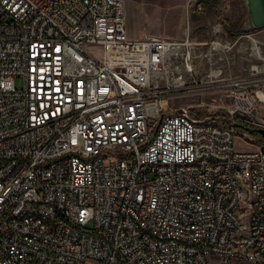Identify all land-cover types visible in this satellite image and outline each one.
Instances as JSON below:
<instances>
[{
    "label": "built area",
    "instance_id": "built-area-1",
    "mask_svg": "<svg viewBox=\"0 0 264 264\" xmlns=\"http://www.w3.org/2000/svg\"><path fill=\"white\" fill-rule=\"evenodd\" d=\"M196 49L129 39L124 0H0V264H264V141L162 103Z\"/></svg>",
    "mask_w": 264,
    "mask_h": 264
},
{
    "label": "rangeland",
    "instance_id": "rangeland-1",
    "mask_svg": "<svg viewBox=\"0 0 264 264\" xmlns=\"http://www.w3.org/2000/svg\"><path fill=\"white\" fill-rule=\"evenodd\" d=\"M124 7L129 39L146 35L181 38L188 31L196 52L203 49L202 55L194 57L195 72L185 75L186 83L175 84L162 93V103L168 112L185 108L228 124L231 120L245 123L256 108L264 118V105L258 102L244 112L235 110L237 104L230 89L234 81L249 78L251 64H257L259 72L251 77L254 83L247 87L250 95L257 87L256 80L264 81V25L250 27L243 0H124ZM216 21L222 25L218 33L213 31ZM252 45L257 47L259 55L250 54ZM212 71H217V75H212ZM262 141L258 133L237 128L233 135L238 151L256 149ZM209 264L218 262L211 258ZM231 264L251 263L233 258Z\"/></svg>",
    "mask_w": 264,
    "mask_h": 264
},
{
    "label": "water",
    "instance_id": "water-1",
    "mask_svg": "<svg viewBox=\"0 0 264 264\" xmlns=\"http://www.w3.org/2000/svg\"><path fill=\"white\" fill-rule=\"evenodd\" d=\"M246 7L248 22L250 27L257 28L264 25V0H243ZM264 91V86H263ZM177 112L183 113L185 110L179 108ZM255 131L264 139V128L257 127Z\"/></svg>",
    "mask_w": 264,
    "mask_h": 264
},
{
    "label": "trees",
    "instance_id": "trees-1",
    "mask_svg": "<svg viewBox=\"0 0 264 264\" xmlns=\"http://www.w3.org/2000/svg\"><path fill=\"white\" fill-rule=\"evenodd\" d=\"M235 126H236L237 129L242 130V131H244V132H249V133L254 134V135L256 134V133H255V130L252 128V126H248V125H246V124L243 123V121H241V120L236 121V122H235Z\"/></svg>",
    "mask_w": 264,
    "mask_h": 264
},
{
    "label": "bare ground",
    "instance_id": "bare-ground-1",
    "mask_svg": "<svg viewBox=\"0 0 264 264\" xmlns=\"http://www.w3.org/2000/svg\"><path fill=\"white\" fill-rule=\"evenodd\" d=\"M254 47H256V46L255 45H252V48H254ZM212 75L216 76L217 75V72L216 71H213V74ZM257 94H258V98L264 102V92L261 91V90H259L257 92ZM242 104L245 106V103L242 102ZM246 107H249V105H246Z\"/></svg>",
    "mask_w": 264,
    "mask_h": 264
},
{
    "label": "crops",
    "instance_id": "crops-1",
    "mask_svg": "<svg viewBox=\"0 0 264 264\" xmlns=\"http://www.w3.org/2000/svg\"><path fill=\"white\" fill-rule=\"evenodd\" d=\"M125 18H126V15H125Z\"/></svg>",
    "mask_w": 264,
    "mask_h": 264
}]
</instances>
